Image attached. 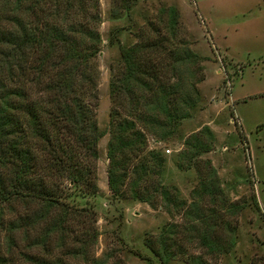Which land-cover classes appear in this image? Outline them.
Instances as JSON below:
<instances>
[{
	"label": "trees",
	"instance_id": "trees-1",
	"mask_svg": "<svg viewBox=\"0 0 264 264\" xmlns=\"http://www.w3.org/2000/svg\"><path fill=\"white\" fill-rule=\"evenodd\" d=\"M111 2L117 17L138 0ZM100 23L99 0H0V264H97L89 251L97 232L78 233L75 222L90 211L77 198L98 194ZM179 32V9L162 8L136 43L120 47L110 83L108 186L118 196L129 185L134 199L151 206L157 193L169 214L174 208L186 221L168 223L146 239L161 264L186 257L189 264H207L184 244L197 241L214 259L230 253L237 228L223 213L244 208L225 195L212 161H201L205 178L195 195L212 197L225 211L202 210L195 200L188 205L160 180L139 189L146 180L140 172L147 171L130 166V155L143 152L146 133L172 137L199 102L204 58ZM213 142L207 126L187 138L179 167L188 168L195 151L209 152ZM149 156L159 175L165 158ZM180 232L186 242L178 244Z\"/></svg>",
	"mask_w": 264,
	"mask_h": 264
},
{
	"label": "rangeland",
	"instance_id": "rangeland-1",
	"mask_svg": "<svg viewBox=\"0 0 264 264\" xmlns=\"http://www.w3.org/2000/svg\"><path fill=\"white\" fill-rule=\"evenodd\" d=\"M99 2L97 122L103 137L96 171L98 194L77 198L76 204L90 211L86 216L82 212L75 222L78 233L88 229L98 234L97 242L89 249L91 259L97 264H161L145 245L146 239L159 236L168 223L186 222L174 208L169 214L157 193H151L152 206L134 199L129 185L122 194L113 196L107 174L110 83L113 71L121 63L120 47L132 46L137 34L156 19L162 8L175 6L180 12V38L204 58L205 80L197 84L200 99L172 137L161 139L157 134L146 133L143 152L137 159L130 155V166L147 171L145 175L140 172L146 180L139 189L160 180L167 187H175L178 197L188 205L195 200L202 210L225 211L221 202H214L212 197L195 195L205 178L201 161L211 160L225 195L244 204L238 214L223 213L226 223L237 228L236 245L217 259L208 256L197 241L187 240L183 249L190 256L201 255L207 264H264V0H138L130 11L117 17L111 13V0ZM206 126L214 136L212 150L195 151L192 161L185 163L189 167L181 169L179 155L185 140ZM201 139L209 138L204 135ZM150 152L165 158L159 175L155 174L159 168L150 160ZM17 210L25 211L20 205ZM185 239L180 232L178 244ZM188 260L178 258L168 264H189Z\"/></svg>",
	"mask_w": 264,
	"mask_h": 264
},
{
	"label": "built area",
	"instance_id": "built-area-1",
	"mask_svg": "<svg viewBox=\"0 0 264 264\" xmlns=\"http://www.w3.org/2000/svg\"><path fill=\"white\" fill-rule=\"evenodd\" d=\"M170 152L169 150H167V153Z\"/></svg>",
	"mask_w": 264,
	"mask_h": 264
}]
</instances>
